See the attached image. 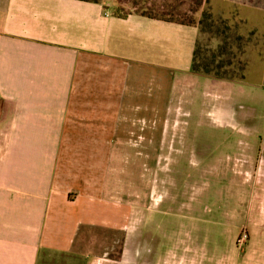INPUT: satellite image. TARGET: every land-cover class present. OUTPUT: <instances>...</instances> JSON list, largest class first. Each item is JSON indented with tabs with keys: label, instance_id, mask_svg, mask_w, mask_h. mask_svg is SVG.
<instances>
[{
	"label": "crops",
	"instance_id": "0c3cea01",
	"mask_svg": "<svg viewBox=\"0 0 264 264\" xmlns=\"http://www.w3.org/2000/svg\"><path fill=\"white\" fill-rule=\"evenodd\" d=\"M204 7L243 78L192 70ZM187 123L237 136L228 161L264 144V0H0V264H86L134 218L119 161L199 155Z\"/></svg>",
	"mask_w": 264,
	"mask_h": 264
},
{
	"label": "rangeland",
	"instance_id": "374dc122",
	"mask_svg": "<svg viewBox=\"0 0 264 264\" xmlns=\"http://www.w3.org/2000/svg\"><path fill=\"white\" fill-rule=\"evenodd\" d=\"M199 21L198 61L240 60L242 48L236 46L244 42H234L230 28L216 37L219 20ZM228 36L235 47L233 59L227 49L222 51L221 40ZM187 125L199 138V155H190L188 141L178 160L168 154L167 161L158 155L149 161H119L113 187L117 195L134 199V218L117 233L98 234L101 241L90 248L94 256L86 264H264V144L256 137L261 134L248 127V138L255 137L245 144L247 160L228 161L226 156L240 149L237 136ZM168 143L171 153L174 145Z\"/></svg>",
	"mask_w": 264,
	"mask_h": 264
},
{
	"label": "trees",
	"instance_id": "16d2710c",
	"mask_svg": "<svg viewBox=\"0 0 264 264\" xmlns=\"http://www.w3.org/2000/svg\"><path fill=\"white\" fill-rule=\"evenodd\" d=\"M87 1H97V0H87ZM202 17H204V21H207L208 19L210 21L211 16L207 12L206 7H204V9H203ZM169 19L174 20V18H169ZM219 21H220V24L222 27L216 28L215 33H214L216 37L219 34L227 33L228 28H230L232 33L236 35V37L233 38V41L234 42L236 41L237 43H238V41H240V42L243 41V40H241L242 37L238 34V31H237L238 28L235 24H233L232 22H229L226 19L225 20L219 19ZM206 25L211 26L210 23L206 24ZM228 38H229L228 41L224 40V39L221 40L222 48H224L222 51L227 49L228 50L227 53H229V55H231V57L233 59L234 57H236V54L233 52L234 51L233 49L235 47L233 48V46H232L233 44L231 43L229 36H228ZM243 45H244V43H243ZM241 47L236 46V48L240 49V50H241ZM241 52H242V50H241ZM199 55H201V52L198 49V46L196 43V48L194 50V57H193V61H192V70L195 73H202V74L215 76V77H227V78H231L232 80H238L240 78H243V75H244L243 73H244L245 66H246V63L244 60H242V61L238 60L236 63L232 60H229V59L227 62H223V61H220L217 63L203 62V61H198Z\"/></svg>",
	"mask_w": 264,
	"mask_h": 264
}]
</instances>
